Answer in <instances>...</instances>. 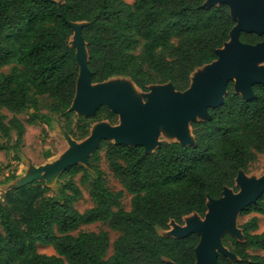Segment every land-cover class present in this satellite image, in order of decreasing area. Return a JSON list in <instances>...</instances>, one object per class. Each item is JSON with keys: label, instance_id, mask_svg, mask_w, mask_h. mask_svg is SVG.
<instances>
[{"label": "trees", "instance_id": "16d2710c", "mask_svg": "<svg viewBox=\"0 0 264 264\" xmlns=\"http://www.w3.org/2000/svg\"><path fill=\"white\" fill-rule=\"evenodd\" d=\"M0 0V151L20 154L27 115L30 125L60 127L76 140L92 125H116L118 114L102 106L95 115L71 110L79 76L73 34L68 22H84L81 33L89 52L94 83L129 77L143 92L172 83L184 92L199 67L218 58L236 25L226 3L206 0ZM255 45L264 34H240ZM5 69H8L5 71ZM246 99L230 81L224 102L210 107L209 117L192 122L195 142H163L153 152L142 145L103 140L88 158L57 178V188L33 181L7 190L0 199V264H196L201 237L164 236L171 221L205 217L208 199H220L225 188L237 190L236 178L264 154V84ZM102 156L124 190L114 191L101 167ZM90 188L93 207L76 208L82 198L77 182ZM131 208L123 207L124 194ZM264 215V194L241 216ZM102 223L119 235L112 243L106 231H82ZM244 240L225 233L222 242L237 259L219 253L217 264H264V231L257 216L239 225ZM75 232H77L75 234ZM50 246L55 254L38 251Z\"/></svg>", "mask_w": 264, "mask_h": 264}, {"label": "water", "instance_id": "95a60500", "mask_svg": "<svg viewBox=\"0 0 264 264\" xmlns=\"http://www.w3.org/2000/svg\"><path fill=\"white\" fill-rule=\"evenodd\" d=\"M54 1L58 5L62 3L61 0ZM222 3L229 5L236 25L230 32L229 41L217 50L218 58L197 68L191 75L190 87L184 92L175 90L172 83L151 85L148 92H143L129 77L127 85H107L109 80L121 76L94 83L88 67L87 43L81 33L85 23L79 22L80 28L76 30L74 23L77 22H68L72 30L78 33L81 42L80 49L70 43L76 49L80 68L71 110L79 116H93L102 106H106L118 114L119 123L112 125L104 120L107 122L105 126L92 133L90 129V135L80 140L82 142L78 147L69 150L60 161L58 172L51 168L46 179L21 181L11 188L33 181H45L47 186L55 188L56 178L67 167L74 164L89 166L88 158L103 140L131 146L142 145L146 152H153L163 143L157 144V138L160 125L165 119L172 120L178 137V140L168 142L192 145L195 142L193 132L192 142L185 143L188 139L187 125L208 118L209 108L224 102L230 81L234 82L235 91L244 98H254L253 86L264 84V65H258L264 62V42L246 44L240 41V34H264V0H206L204 6ZM203 68L205 71H200ZM139 93L148 95V98L142 105L137 106L134 97L137 98ZM101 122L103 121L93 125ZM243 173L245 172L240 171L236 178V187H240L238 192L225 188L220 199H208V211L204 218L193 213L199 219L192 218L186 226L173 221L180 226L179 234L161 235L185 237L198 233L201 240L196 248V264H217L219 253L236 260L237 257L223 245L222 238L228 232L238 240H244L242 230L236 223L237 216L264 194V174L256 179H245Z\"/></svg>", "mask_w": 264, "mask_h": 264}, {"label": "rangeland", "instance_id": "374dc122", "mask_svg": "<svg viewBox=\"0 0 264 264\" xmlns=\"http://www.w3.org/2000/svg\"><path fill=\"white\" fill-rule=\"evenodd\" d=\"M129 3H133V0H126ZM81 23H74L76 30L80 28ZM76 49H80L81 42L76 31H73L72 36L69 41ZM258 65H264V62L258 63ZM8 69H5L7 71ZM200 71H205V68ZM128 77L121 76L115 78V80H109V86L124 84L127 85L129 82ZM148 98V95L139 93L138 97H134V102L137 106L142 105ZM0 112L7 115L9 118L13 116L7 109L0 108ZM19 117L26 125V134L24 137V142L21 149L20 160L16 159L14 154L8 153L5 151H0V199L3 194L9 190L12 186L18 184L21 181L28 180H37V179H46L49 175V170L55 168L56 172L59 171V163L65 157L66 153L78 147L82 142L76 140L69 135L65 134L63 130L55 126L51 129L44 124L30 125L27 122V115L20 114ZM119 123V121H118ZM117 123V124H118ZM106 121L92 125L91 133L97 130L101 126H105ZM192 122L187 125V141L185 143H191L193 140L192 137ZM0 139L4 141L1 137ZM172 140H178L175 125L171 119H165L164 122L160 125L159 134L157 138V144L161 142H168ZM83 161V160H82ZM101 167L105 172L108 186L114 190H124L122 184L117 180L112 171L110 170L108 163L102 156ZM264 174V154L260 155L256 162H254L248 172L243 173V178L245 179H256L261 177ZM78 185L82 190V198L76 203V208L80 212H84L89 208L93 207L94 203L90 196V188L88 185L82 184L80 178L77 177ZM55 188H57V178L55 181ZM240 187H237L235 192H238ZM123 207L126 210L131 208V196L125 192L123 198ZM257 216L259 218L260 229L259 232L264 231V215L253 214L250 216H237L236 223L237 226L246 222L250 217ZM194 219H199L197 216L190 214L184 219V226L189 223V221ZM82 231H94L99 232L101 230L108 232L111 247L108 251V255L112 254V243L118 237V233L110 229L107 225L102 223H95L87 226L81 227ZM77 232H75L76 234ZM160 234H171L177 235L180 233V226L175 222L171 221L169 228L167 230L159 229ZM38 251L43 254L53 255L55 250L50 246L38 245ZM258 253L264 255V251H258Z\"/></svg>", "mask_w": 264, "mask_h": 264}]
</instances>
